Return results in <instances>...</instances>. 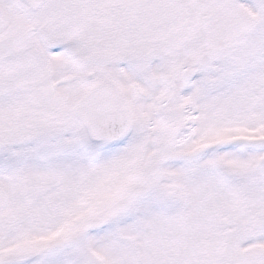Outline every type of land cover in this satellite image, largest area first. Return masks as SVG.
<instances>
[{
    "label": "snow or ice",
    "instance_id": "snow-or-ice-1",
    "mask_svg": "<svg viewBox=\"0 0 264 264\" xmlns=\"http://www.w3.org/2000/svg\"><path fill=\"white\" fill-rule=\"evenodd\" d=\"M0 264H264V0H0Z\"/></svg>",
    "mask_w": 264,
    "mask_h": 264
}]
</instances>
